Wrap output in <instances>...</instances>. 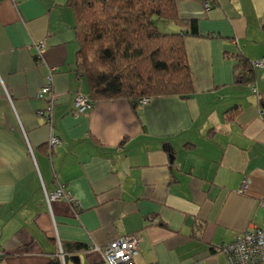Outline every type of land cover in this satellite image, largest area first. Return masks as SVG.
<instances>
[{
    "label": "crops",
    "instance_id": "0c3cea01",
    "mask_svg": "<svg viewBox=\"0 0 264 264\" xmlns=\"http://www.w3.org/2000/svg\"><path fill=\"white\" fill-rule=\"evenodd\" d=\"M67 1L0 0L4 264H47L69 242L87 249L68 264H102L91 247L125 235L140 238L132 264H227L217 248L264 224V66H252L264 60V0H176L178 16L198 26L185 37L192 92L137 108L98 100L83 112L74 97L87 83L75 72ZM238 59L250 64L249 81L238 78ZM50 75L48 124V100L36 92ZM60 187L76 209L47 202L45 192Z\"/></svg>",
    "mask_w": 264,
    "mask_h": 264
},
{
    "label": "trees",
    "instance_id": "16d2710c",
    "mask_svg": "<svg viewBox=\"0 0 264 264\" xmlns=\"http://www.w3.org/2000/svg\"><path fill=\"white\" fill-rule=\"evenodd\" d=\"M67 3L73 10L78 42L75 72L86 81V94L92 105L98 100L127 99L137 108L142 98L186 97L192 92L185 37L198 36V26L195 20L178 16L176 0H68ZM167 22L174 23L179 30L162 31L160 24ZM235 67L238 78L250 80L248 62L238 59ZM60 249L63 260L57 252L47 264H68L87 245L61 243ZM1 250L5 258L6 252Z\"/></svg>",
    "mask_w": 264,
    "mask_h": 264
},
{
    "label": "built area",
    "instance_id": "2783aa9c",
    "mask_svg": "<svg viewBox=\"0 0 264 264\" xmlns=\"http://www.w3.org/2000/svg\"><path fill=\"white\" fill-rule=\"evenodd\" d=\"M210 5L209 2L205 3V7H209ZM35 48L39 62H43L44 43L42 41L36 43ZM252 66L256 68L262 67L264 66V60L252 62ZM52 84V76L50 75L47 83L36 92L37 98H46L48 100L47 112L44 113L48 124H50L51 120V111L57 101V94ZM252 89L254 92L257 91L255 86ZM149 100V98H142L139 100V104L145 105ZM74 105L76 112H83L92 108L89 96L83 92H77L75 94ZM262 113L264 111H261ZM58 143L59 139L51 135L49 146L53 147ZM243 189L244 186L241 190ZM45 197L48 203L51 200L64 199L68 203L73 204L75 206H73L74 209L77 208L74 199L62 187L51 193L45 192ZM259 203L261 206H264V198ZM139 241L140 238L134 235H125L113 239L104 247L92 246L91 249L100 253L102 264H132L134 257L138 253ZM217 250L224 254L227 264H264V224L261 226H251L232 242L221 245ZM3 254L4 252L0 249V264H4ZM59 254L63 260L60 245Z\"/></svg>",
    "mask_w": 264,
    "mask_h": 264
},
{
    "label": "water",
    "instance_id": "95a60500",
    "mask_svg": "<svg viewBox=\"0 0 264 264\" xmlns=\"http://www.w3.org/2000/svg\"><path fill=\"white\" fill-rule=\"evenodd\" d=\"M72 260L75 262H79V257L78 256H72Z\"/></svg>",
    "mask_w": 264,
    "mask_h": 264
},
{
    "label": "rangeland",
    "instance_id": "374dc122",
    "mask_svg": "<svg viewBox=\"0 0 264 264\" xmlns=\"http://www.w3.org/2000/svg\"><path fill=\"white\" fill-rule=\"evenodd\" d=\"M162 31H163V27H162V25L160 24V27H159Z\"/></svg>",
    "mask_w": 264,
    "mask_h": 264
}]
</instances>
